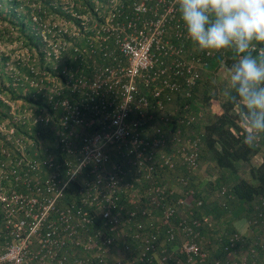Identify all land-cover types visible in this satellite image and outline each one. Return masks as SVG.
Instances as JSON below:
<instances>
[{
	"label": "built area",
	"instance_id": "obj_1",
	"mask_svg": "<svg viewBox=\"0 0 264 264\" xmlns=\"http://www.w3.org/2000/svg\"><path fill=\"white\" fill-rule=\"evenodd\" d=\"M79 7L38 29L40 59L33 49L10 66L5 87L18 98L0 93V264H220L200 244L203 200L191 182L208 179L204 112L189 100L225 51L190 40L178 0ZM71 185L76 196L63 203ZM225 191L206 190L209 200ZM255 210L249 223L264 226V207ZM251 251L225 260L255 264Z\"/></svg>",
	"mask_w": 264,
	"mask_h": 264
},
{
	"label": "trees",
	"instance_id": "obj_2",
	"mask_svg": "<svg viewBox=\"0 0 264 264\" xmlns=\"http://www.w3.org/2000/svg\"><path fill=\"white\" fill-rule=\"evenodd\" d=\"M78 1L86 9L92 8L94 3V0ZM74 2L76 5L77 0ZM73 10L81 12L84 9L75 6ZM48 15L71 18L59 0H0V17L8 22L9 27L18 30V38L29 47V50L34 49L38 52L39 59L42 56L41 37L38 29L32 25V18L35 17L37 25L44 22ZM8 59L9 56L2 57L4 63ZM236 59L235 53L231 50H226L224 55L217 54L211 58L209 72L192 90L189 102L195 100L197 102H193L191 108L195 112L198 109L204 112L203 121L196 126L203 129L200 163L208 179L203 178L201 181L197 175L193 177L191 186L197 190L196 195L203 200L195 215L199 218L202 216L203 225L199 228L200 244L209 261L220 259V264H231L225 260L228 251L237 252L238 256L248 254L251 260L253 250L256 254L255 264H264V226L259 222L249 223L258 212L255 205L259 208L264 207V138L252 147L244 144L245 125L241 119V104L229 102L228 79L221 84L218 83L222 81L219 75L225 74L228 78V69ZM26 69V65L20 67L22 72ZM3 76L9 83V76L4 73ZM1 92L11 95V100L18 98V95L15 96L16 94L5 85ZM7 110V104L0 99V120L7 117L5 114ZM255 157L257 159L253 162ZM222 187L226 191L221 198L208 199L209 194L206 190L210 193ZM75 189V186L71 185L66 190L63 203H71L74 200ZM92 213L95 215V226H101L100 215L97 211ZM233 233L239 234V240H229L228 236ZM125 241L136 253V245L131 237L127 236ZM139 264L154 263L143 261ZM246 264L251 262L248 261Z\"/></svg>",
	"mask_w": 264,
	"mask_h": 264
},
{
	"label": "clouds",
	"instance_id": "obj_3",
	"mask_svg": "<svg viewBox=\"0 0 264 264\" xmlns=\"http://www.w3.org/2000/svg\"><path fill=\"white\" fill-rule=\"evenodd\" d=\"M190 40L202 51L231 50L229 102L240 103L244 144L264 138V0H178Z\"/></svg>",
	"mask_w": 264,
	"mask_h": 264
},
{
	"label": "rangeland",
	"instance_id": "obj_4",
	"mask_svg": "<svg viewBox=\"0 0 264 264\" xmlns=\"http://www.w3.org/2000/svg\"><path fill=\"white\" fill-rule=\"evenodd\" d=\"M61 4L63 5V8L70 13L71 9H74L75 6L79 7L80 2L77 0L76 5L74 4V0H59ZM80 8V7H79ZM35 18V17H34ZM33 19L32 25L35 26V28L39 29V31L44 30L46 28V25H56L60 26L61 19H65L63 16H54V15H48V17L44 20V22H41L40 24L36 25V20ZM69 20V19H65ZM72 23L70 20L69 24H67L65 27L70 29L69 26ZM41 29V30H40ZM19 37V32L16 28H11L8 26V22L5 21L2 17H0V93L2 94L1 90L3 89L5 82L7 81L4 74H9L10 72V66L16 65L17 61L21 63H28V61H31V56H29L30 52L32 55L35 53L32 49L28 50L29 47L22 43L21 39ZM3 56H9V59L4 63L2 60ZM37 57V55H36ZM12 65V66H13ZM220 76V79L222 81L218 82L221 84L223 81H226L228 78L223 74ZM223 77V78H222ZM5 83V84H4ZM4 123L6 122V119H3ZM257 157L253 159V162H255ZM201 181H202V177ZM205 185V183H203Z\"/></svg>",
	"mask_w": 264,
	"mask_h": 264
}]
</instances>
